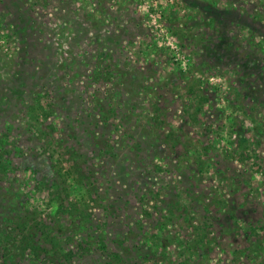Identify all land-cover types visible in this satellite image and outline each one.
Instances as JSON below:
<instances>
[{"label":"rangeland","instance_id":"1","mask_svg":"<svg viewBox=\"0 0 264 264\" xmlns=\"http://www.w3.org/2000/svg\"><path fill=\"white\" fill-rule=\"evenodd\" d=\"M54 137L96 195L77 264H264V0H0V230Z\"/></svg>","mask_w":264,"mask_h":264},{"label":"trees","instance_id":"2","mask_svg":"<svg viewBox=\"0 0 264 264\" xmlns=\"http://www.w3.org/2000/svg\"><path fill=\"white\" fill-rule=\"evenodd\" d=\"M97 72L102 74V71ZM49 108L50 105L45 103L43 96L39 94L36 104L32 107L33 115L37 119L42 116L49 118ZM50 139L48 151H51L52 166L60 183L46 189L45 184L36 178L39 186L24 202V209L3 220V228L0 230V260H6L7 263L10 261L11 264H26L25 262L39 257L37 264H77L76 251L73 248L67 250L65 247L71 239L62 238L57 222L62 214L89 222L87 212L92 209V204L96 203V195L93 196L91 192L88 195L80 194L83 182L80 163L73 160L69 154L70 150L67 152L63 145L58 143V138ZM64 194L66 197L68 195L67 200ZM43 206L45 208H42ZM76 239L80 240L79 249L82 250L83 238L77 235ZM46 254L50 258L56 257V261L52 263V260L45 258ZM255 259L259 260L261 257L257 256Z\"/></svg>","mask_w":264,"mask_h":264}]
</instances>
